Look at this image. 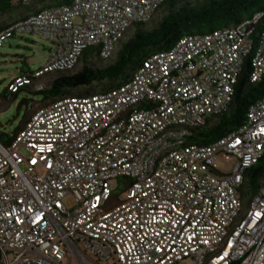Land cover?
Instances as JSON below:
<instances>
[{"label":"built area","instance_id":"2783aa9c","mask_svg":"<svg viewBox=\"0 0 264 264\" xmlns=\"http://www.w3.org/2000/svg\"><path fill=\"white\" fill-rule=\"evenodd\" d=\"M163 2L71 0L11 23L0 47L36 34L55 50L7 90L72 70L88 48L111 58ZM263 21L257 11L183 36L114 89L37 108L0 143V264H264V183L243 195L264 155V97L237 129L189 143L228 111L247 58L249 82L264 76ZM216 158L231 161L227 172Z\"/></svg>","mask_w":264,"mask_h":264},{"label":"trees","instance_id":"16d2710c","mask_svg":"<svg viewBox=\"0 0 264 264\" xmlns=\"http://www.w3.org/2000/svg\"><path fill=\"white\" fill-rule=\"evenodd\" d=\"M59 1L61 0H33L31 6L25 7L13 4L12 0H0V13L12 10L15 5L24 8L13 20L1 25L0 31L11 23L25 19V12L29 9ZM63 1L67 4L71 0ZM179 5L181 6L177 8ZM161 9L168 10V14L162 18L158 26L150 31L137 30L131 40L122 44V48L112 64L103 69H93L84 64L79 72L60 76L51 82L49 88L37 90L42 95V101L37 102L40 104L38 108L63 97H85L114 89L127 82L142 60L150 54L169 49L185 34L192 35L189 33L194 31L196 34L211 32L237 24L257 11L264 12V0H208L197 6H190V0H164L157 12ZM142 24L144 23L134 25ZM91 57L102 60L96 49L88 48L83 52L78 64L81 61L86 62ZM249 58L244 62L228 111L208 119L205 127L194 132L189 143L207 144L237 129L244 122L249 106L264 97V76L257 83L249 82ZM22 76L24 75L18 77ZM34 79H31V83ZM103 82L106 83V87L100 91L86 89L94 83ZM31 83L24 86L30 87ZM78 88H85V90L74 92ZM6 91L12 94L7 88ZM262 179H264V155L256 165L244 173L243 195L248 196L256 193Z\"/></svg>","mask_w":264,"mask_h":264},{"label":"rangeland","instance_id":"374dc122","mask_svg":"<svg viewBox=\"0 0 264 264\" xmlns=\"http://www.w3.org/2000/svg\"><path fill=\"white\" fill-rule=\"evenodd\" d=\"M206 1L208 0H190V6H197ZM61 5H65L63 0L59 2H50L47 5L36 8L33 7L25 12V17L35 15L37 11ZM180 6L181 5L177 8ZM23 9V7L15 5L12 10L0 13V26L13 20V18ZM166 14H168V10L161 9L146 23L131 26L127 30L123 39L116 45L111 58L100 60L96 57H91L87 59L86 62L81 61L68 73H51L38 79L35 78L30 87H20L16 91L17 93L15 92L12 94L6 91L8 84L18 76L30 74L35 70L41 69L48 62L50 56L54 52L55 44L36 34L17 35L6 39L3 46L0 47V143L5 145L13 140L17 131L29 117L30 113L40 106L37 102L42 101V95L37 92V90L49 88L51 82L60 76L72 75L79 72L84 64L93 69H103L109 64H112L116 60L117 55L122 48V44L131 40L137 30L150 31L155 29ZM227 27H230V25ZM189 34H196V32L194 31ZM186 35L188 34H185L184 36ZM105 87L106 83L103 82L94 83L86 89L100 91ZM78 90H85V88H78L74 90V92H77ZM214 164L222 172H227L231 166V161H224L223 159L216 158ZM263 183L264 179H262L260 184L262 185Z\"/></svg>","mask_w":264,"mask_h":264}]
</instances>
